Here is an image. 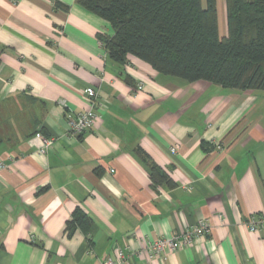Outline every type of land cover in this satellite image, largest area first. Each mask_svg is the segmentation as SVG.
Returning <instances> with one entry per match:
<instances>
[{
	"label": "crops",
	"instance_id": "1",
	"mask_svg": "<svg viewBox=\"0 0 264 264\" xmlns=\"http://www.w3.org/2000/svg\"><path fill=\"white\" fill-rule=\"evenodd\" d=\"M53 1L0 0V264H100L117 248L139 264L148 241L201 218L209 233L164 242L150 264H264V90L189 82L131 54L117 63L98 38L108 21ZM86 87L97 118L71 135ZM137 147L172 187L152 185Z\"/></svg>",
	"mask_w": 264,
	"mask_h": 264
},
{
	"label": "trees",
	"instance_id": "2",
	"mask_svg": "<svg viewBox=\"0 0 264 264\" xmlns=\"http://www.w3.org/2000/svg\"><path fill=\"white\" fill-rule=\"evenodd\" d=\"M109 22L112 34H98L108 57L124 63L128 54L159 73L189 82L207 80L232 89L264 90V0H225L227 33L219 35L216 0H76ZM54 7L68 6L54 0ZM137 155L152 185L172 187L169 175L139 147ZM73 222L90 226L80 209Z\"/></svg>",
	"mask_w": 264,
	"mask_h": 264
},
{
	"label": "built area",
	"instance_id": "3",
	"mask_svg": "<svg viewBox=\"0 0 264 264\" xmlns=\"http://www.w3.org/2000/svg\"><path fill=\"white\" fill-rule=\"evenodd\" d=\"M140 88L141 85H138ZM84 92L88 99V107L81 110L70 117L67 121L68 133L71 135H80L86 130L90 129L96 118V112L94 110V99L96 92L92 87H86ZM52 145V139L48 137H42V146L39 148L40 152H45ZM3 166L0 163V167ZM262 219L259 215H252L247 220L249 230L256 231L261 230L260 223ZM210 232V222L208 218L199 219L191 228L183 232L181 239L175 237L156 239L148 241L147 245L143 249L144 259L139 264H150L151 260L156 257L162 251L163 243H168L172 251L176 250L183 244L193 242L195 239L202 237ZM131 254L125 252L122 248H117L113 256H107L100 264H122L126 259L130 258Z\"/></svg>",
	"mask_w": 264,
	"mask_h": 264
},
{
	"label": "rangeland",
	"instance_id": "4",
	"mask_svg": "<svg viewBox=\"0 0 264 264\" xmlns=\"http://www.w3.org/2000/svg\"><path fill=\"white\" fill-rule=\"evenodd\" d=\"M217 15L219 34L225 35L227 33L225 0H217Z\"/></svg>",
	"mask_w": 264,
	"mask_h": 264
}]
</instances>
